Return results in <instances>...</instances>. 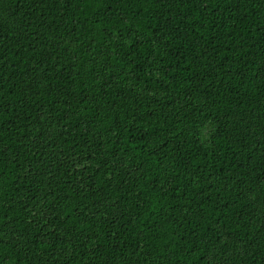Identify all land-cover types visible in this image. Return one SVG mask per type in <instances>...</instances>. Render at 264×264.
Returning <instances> with one entry per match:
<instances>
[{
    "label": "trees",
    "instance_id": "1",
    "mask_svg": "<svg viewBox=\"0 0 264 264\" xmlns=\"http://www.w3.org/2000/svg\"><path fill=\"white\" fill-rule=\"evenodd\" d=\"M0 264H264V0H0Z\"/></svg>",
    "mask_w": 264,
    "mask_h": 264
}]
</instances>
